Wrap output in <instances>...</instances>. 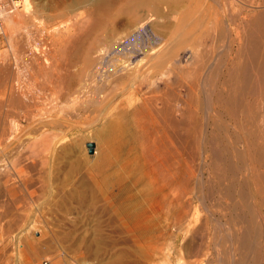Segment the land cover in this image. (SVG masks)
I'll list each match as a JSON object with an SVG mask.
<instances>
[{"label":"rangeland","instance_id":"obj_1","mask_svg":"<svg viewBox=\"0 0 264 264\" xmlns=\"http://www.w3.org/2000/svg\"><path fill=\"white\" fill-rule=\"evenodd\" d=\"M243 1L24 0V4L16 11L18 15H21L19 16V21L17 20V27H15L11 35L12 38L9 37V31L5 28V23L0 33V77H6L8 82L7 89L4 88L3 83L0 85V104L5 101L4 104L0 105V110L3 108L0 113L2 114L4 111L3 114L7 115L6 117L3 114L4 117L1 115L5 118L4 120L9 118L8 121H10L16 118L15 122L18 124V127L11 133L12 139H9L0 147V264H43L45 260L50 261L51 264H233V261L235 260L234 263L237 262V259L239 260L243 253L248 257V262L252 261L254 264H264V207L262 208L264 202L261 201L263 203L262 205L260 204V197L256 195L255 187L250 185L251 183L254 184V179L252 178L253 172L251 176L249 175L251 173L247 169L252 168V164L249 163L250 160H247L246 150L242 151V147L243 149H247L244 145H247V143L243 142V135H241L243 126L241 127L240 125L241 130L238 128V124H241L242 115L241 117H239L240 114L236 116L237 120L240 119V122L237 120V122H234L235 120H232L225 110H222L220 114V111L217 110V106H214V104L210 105L209 111L205 110L207 108L205 97H208L209 92L212 95L216 93L215 86H209V82L213 78L217 79L218 76L229 68L230 60L234 59V55L236 54L234 53L236 51L235 47L238 45L235 42L236 37H233V34L225 35V37L222 36L220 37L221 39L216 37L220 34V30H222L220 23L222 18L234 13L237 14L238 12L236 13V11H239L238 9L241 6H245V8L241 7L240 10L242 12L240 13L251 14L264 10V0H255L257 3L250 4L245 0ZM237 2L238 4L242 3L236 5ZM231 4L235 9L237 8L236 11H230V8L233 7ZM248 10L249 12L247 13ZM239 22V20L235 21V24H231V27L236 28L240 24ZM237 31H240V29H237ZM208 37L209 39H207ZM91 39L92 41H90ZM207 44H209V48L206 47ZM91 45L92 47H90ZM202 47L208 48L209 52L208 50H205V53L202 52L204 51ZM84 51L85 54L90 52L88 55L93 59H95L94 57L102 59L101 66H103V72L108 69L109 65H112L111 62L115 59L128 57L136 62L137 60L142 61V59L146 62L150 56L155 57L154 55H156L158 57L160 52V57L172 60L173 65L178 68V71H180V66L184 65L183 70H181L182 72L184 71L182 73V84H184V87H182L183 98L186 101L185 109L187 110L189 107L188 110L190 109L194 113V120H188L187 123L190 126L192 125L190 129L191 133L189 135L185 134L186 140L189 138L190 141H186L184 148V150L186 149L184 151L186 159H184L186 166L184 175L187 173V177L185 175L183 179L187 180L184 181L187 183L182 184V192L184 199L183 219L185 218L183 225H186L184 227L182 225V231L179 230L173 234H169V232L164 231L165 233H163V230H161L167 226L166 224L173 221L171 220L173 216L171 214L172 209H170L168 217L163 213L165 209L167 210L168 203L165 201L164 205L162 201L160 202V196L156 197V200L158 199L159 202L156 201L154 204H146V202L141 200L143 197H141L142 191L140 189H145L147 186V183H144L146 185L143 184V182H146V179L142 175L146 169V166L143 167L146 158L144 148H146L145 150L148 149V152L152 151L153 148H149L146 140L141 137V133L137 130L139 127V124L136 123L138 118L136 120L135 115L132 116L129 112V109L132 108L131 112L134 109L133 106L135 104L133 101H130L132 103L127 102L125 105L126 107L128 106V112H122L121 115L123 117L121 115L108 116L110 108L108 104H119L120 100H125L124 97L129 92L127 91L120 95L119 90L113 88L115 85L112 86V84H115V81L110 80V89L107 84L110 81L107 78L103 80L100 76L97 79L95 76L93 77L92 72L97 64L94 67H87V71L84 74L85 67L88 65L85 62L88 59H86ZM195 55H197V58H195ZM202 58L206 62L201 61ZM227 59L228 61H226ZM109 60L111 62H108ZM143 61L139 63V66L145 65V63L142 65ZM211 62H214L215 65L207 70ZM104 65L106 66L104 67ZM5 66L11 68L9 74L5 72ZM195 66L196 68L199 67L198 70ZM193 70L196 71V77L193 75ZM6 75H9L8 78L12 76L10 78L11 81L13 79L15 85L18 86L16 87L13 81L8 80ZM214 75L216 76L214 77ZM90 76L95 79V82H92L94 80ZM111 76H113L112 73ZM256 77H253L256 81L263 79L259 78L262 76L257 77L259 79ZM204 78H207L208 82L206 81V83L208 87L204 85L203 80H206ZM98 80L101 82H97ZM263 81L260 83V80V86L264 85ZM10 83H13V86L16 87H13L12 93L8 86ZM79 83L81 84L79 85ZM91 83L95 90H92ZM79 86H82L81 90L77 88ZM254 86L256 85L254 84ZM85 87L90 88L91 92L95 91L96 94L91 93L90 89L84 90L83 88ZM97 89L101 93L104 92L103 96L105 94L107 96L108 94V98L112 97H110L111 100H109L110 98L106 99L107 104L103 106L102 104L101 106L93 105L89 101L92 99L90 98L92 94L91 97L97 95ZM76 91L78 92L75 93ZM86 91H88V94ZM33 92V96L35 97L30 96ZM85 92L86 94L82 95L83 98L79 97ZM187 92L193 95L191 96ZM6 93H11L12 95ZM78 93L81 94L78 96ZM23 96L25 98H22ZM87 97L88 99H86ZM241 97L245 100H250L251 98L247 94ZM7 98H11V100ZM31 98H33V101L36 99L35 104L33 103L34 105L32 104L33 101L29 104L27 102V99L30 102ZM6 99L12 102L13 107ZM37 99L41 101L37 102ZM188 99H191V101ZM21 101H26L27 103ZM7 102L12 107L11 109ZM88 102H90V105L86 106ZM42 103L44 104L42 105ZM23 104H28L29 107H25ZM3 105H6L5 107L7 108ZM18 105L22 106L20 110ZM120 106L119 110L122 109V105ZM27 107L29 111L33 108L32 110L34 111L31 110L33 113H30L28 110L27 112L31 117V114H33L32 118L35 117L34 119L29 117L28 114L26 115L27 112L25 110L28 109ZM100 107H104L103 110ZM105 109L107 112H105ZM188 110L186 114L190 112ZM36 111L39 114L35 113ZM102 113H105L106 116ZM9 114L12 115V118H10ZM101 115L104 118L99 119ZM1 116L0 120H3ZM110 117L111 120L114 121L115 119V121H118L113 122L110 120L111 127L107 126L109 125L108 120ZM243 119L242 123L243 121L246 122L244 117ZM35 120L39 121V124ZM119 120L120 122L124 121L126 124L120 123ZM111 122L115 124H112V126ZM131 122L137 128L133 123L130 124ZM118 123L123 127H127L125 130H129L130 128L129 131L131 132L126 130L127 132L123 133ZM243 124H246L245 127L248 129L251 128L247 122ZM195 126L200 127L199 129L197 127L194 129L193 127ZM36 127L37 130L35 129ZM112 127H118L120 130ZM219 127L222 129H219ZM236 127L237 130L235 129ZM113 129L114 132L115 130L117 132H115V135ZM192 129L195 131L198 129L197 133ZM135 130L138 132L136 133ZM190 130L188 131L190 132ZM193 131L195 132L194 135H192ZM244 131L243 133H248ZM134 133L137 140L135 143L139 149H137L136 153L140 154L139 157L142 154L144 155L140 158H136L138 155L135 152H131L134 153V156L131 153H129L131 154L129 157L127 156V151H129L128 149L132 144L129 139ZM236 134L241 135H239L241 141L235 142L237 145L233 142L237 138L235 137ZM138 135L139 137H137ZM262 135L264 137V134ZM202 137L204 138L202 139ZM214 137L218 141L220 140L221 144L217 143L218 141H215ZM196 138L198 139L196 140ZM261 138L256 143L259 144L262 141V144H264V138ZM119 140L125 142L122 144V148H120L122 141ZM194 140L195 143H192ZM140 141L143 143L141 144ZM87 142L95 144L94 151L97 152L96 155L88 153ZM232 142L236 145V147L233 146L234 150ZM217 144H219L218 147L223 144L224 148L219 147L221 152L224 153L223 156L229 157V154H231L230 159L236 161V167L239 169L240 175H238V178L240 177L239 179L249 181L247 186L251 187L250 189L248 188L249 194H254L253 198L251 196H249L251 198L248 197L249 200L247 202L252 203L253 205L251 204L250 206L254 207V209L252 208L254 216L252 219H255L253 222L256 226V232L253 234H257L256 237L258 236V239L255 235L253 237L255 250H258L256 252L253 246V254L257 253L255 255L252 252H244V250L241 252L239 250L236 252V249L233 250L236 246L232 245L236 244L231 242V237L232 233L236 232L238 228V225H235L233 207H237V204L240 203L243 205H241L243 208L246 200H242L243 204L239 197H236L237 202L234 205L233 202L235 200L233 199V202L232 200L231 202L227 200L229 198H226L227 196H224L223 190L219 189L221 186L218 189L216 188L215 178L212 176L214 175L212 170L214 162L210 160V147ZM262 144L260 145L262 146ZM249 146L251 144L248 142ZM202 147L205 148L202 149ZM240 147L241 149H239ZM225 148H227V151ZM237 149H239V154L244 153L241 155L242 159L245 157L244 162L235 156V153L238 151ZM125 160L132 161V163H129V168H132H128V162ZM238 160L239 162H237ZM247 161H249V164ZM240 163H242V167L239 166ZM122 165L126 166L125 169H120V166L123 167ZM193 165L195 168L192 167ZM247 165H250V167ZM136 167L140 169H136ZM112 169L117 170L118 173ZM127 169H132L131 172L139 171L140 178L137 179L138 175H135L137 172L132 174L129 171L130 176L126 175L127 171L125 170ZM251 170L253 171V169ZM261 170H263V167L259 168V171ZM137 180L141 181L138 182L141 186L137 184ZM223 182L226 183V180ZM215 189L221 192L223 196L220 197V193L218 194ZM168 191L169 197L167 201L171 199L170 197L173 198L175 187L171 186L170 190H166V192ZM136 194L140 198H134L137 196ZM134 199H137L136 202ZM258 199L259 201H257ZM138 200L139 204L137 203ZM155 203L159 204L158 207L155 206ZM231 205L232 207H230ZM239 207L240 205H238ZM160 211L163 212L160 213ZM168 219L171 221L169 222ZM232 220L233 222H231ZM189 221L192 223L188 226ZM232 223L235 225L233 230L231 227ZM190 226L193 228L191 229ZM228 228L231 229V233H229L230 230ZM230 254L233 256L231 257ZM215 255H218V257ZM256 255L257 257H255ZM252 256L255 259H251Z\"/></svg>","mask_w":264,"mask_h":264},{"label":"bare ground","instance_id":"obj_2","mask_svg":"<svg viewBox=\"0 0 264 264\" xmlns=\"http://www.w3.org/2000/svg\"><path fill=\"white\" fill-rule=\"evenodd\" d=\"M139 1V0H138ZM235 1V0H234ZM238 1V0H237ZM241 1H243V0H241ZM246 2H248V4H250V3H254V2H256L255 0H245ZM136 2V1H135ZM231 3V2H230ZM242 2H240L239 4H241ZM243 3H244V1H243ZM257 3V2H256ZM24 4V0H22V2H21V6ZM139 4H141V3H139ZM144 4H145V2H144ZM203 4V3H202ZM229 4V3H228ZM233 4V3H232ZM231 4V5H232ZM238 4V2H237V4L236 5H239ZM244 4H246V3H244ZM259 4V3H258ZM257 4V5H258ZM235 5V6H236ZM243 5V4H242ZM252 5V4H251ZM255 5V4H254ZM138 6V5H137ZM141 6H143L142 4H141ZM140 6V7H141ZM146 6V5H145ZM229 7H230V5H228ZM233 6V5H232ZM241 6V5H240ZM249 6V5H248ZM247 6V7H248ZM136 7V6H135ZM134 7V8H135ZM234 7V6H233ZM232 7V8H233ZM237 7H239V6H237ZM242 8L244 7L245 8V6H241ZM241 7H240V9H241ZM250 8H251V6H249ZM137 8V7H136ZM139 8V7H138ZM232 8H230L231 10L230 11H233V10H235L236 11V9H235V7H234V9H232ZM249 8V9H250ZM240 9H238L239 11H236V13L237 14H233V15H230V16H224L223 18H222V20H221V27H222V30H220V34L218 35V36H216V37H222V36H224L225 37V35H234L233 37H236V41L235 42H237L236 44H238V45H236V47H235V49H236V51L234 52V53H236L234 56V59H232V60H230L231 61V63H230V65H229V68H225L226 69V71L223 73V74H221L220 76H218L217 77V79L215 80L214 78L209 82V86H212V85H214L215 86V89H216V93H215V95H212V93H210L209 92V95H208V97H205V103L207 104V108L205 109V110H207V111H209V107H210V105H212V104H214V106H217V110L218 111H220V114H221V111L223 110H225L226 112H227V115L230 117V118H232V120H235L234 122H237V121H239L240 122V119H238L237 120V117L236 116H238V114H240V116L239 117H241V115H242V117H241V119L242 120H244L243 119V117L245 118V120H246V122L248 123V124H250V126H251V128L250 129H248L247 127H245V125L243 124V123H246L245 121H243V123H242V120H241V124L239 123L238 124V128H240V130L242 129L241 127L243 126V129L241 130L242 131V133H241V135H243L242 136V138L244 139L243 140V142L245 141V143H247V145L246 144H244L245 145V147H247V149H243V147H242V151L244 150H246V153H247V155L246 156H248V159L247 160H250V162L249 161H247V163L249 162L250 164H252L251 165V167L252 168H249L250 170L251 169H253V171L251 170H249V169H247V171L248 172H250L251 174H249V175H251L252 176V172H253V176H252V178L254 179L253 181V183L254 184H250V185H253L254 187H255V192H256V195L257 196H259L260 197V201H259V199L257 200V201H259L260 202V204L262 205V203L264 202V144H262V141H261V143L259 142V144L258 143H256L257 142V140L258 139H260L261 138V136H262V138L261 139H263L264 137H263V135L262 134H264L263 132H264V85L263 86H260V83H262V81H263V79H264V10L263 11H260V12H254V13H251V14H246L245 12V14L244 13H240V12H242ZM18 9H16L14 12H12V13H10V14H7L6 16H5V18H4V20H3V25H2V30H3V26H4V23H5V28H7V30L9 31V37H11V35H12V33H13V31L15 30V27H17L16 25V23L19 21L18 19H19V16L21 15H18L17 14V11ZM134 10V9H133ZM244 11V10H243ZM23 12V11H22ZM99 12V11H98ZM131 12V11H130ZM249 12V10L247 11V13ZM231 13V12H230ZM96 19V18H95ZM18 20V21H17ZM237 20H239L240 22V24L236 27V28H232L231 26L233 25V23L235 22V21H237ZM95 23H97V22H95ZM99 24V23H98ZM232 24V25H231ZM235 24V23H234ZM100 25V24H99ZM226 25V26H225ZM7 26V27H6ZM180 28V27H179ZM218 28H220V27H218ZM91 29V28H90ZM181 29V28H180ZM183 29V28H182ZM237 29L239 30L240 29V31H237ZM2 30H1V32H2ZM212 30V29H211ZM17 32V31H16ZM93 32H95V31H93ZM97 33V32H96ZM211 34V33H210ZM103 35V34H102ZM208 35V34H207ZM217 35V34H216ZM211 36V35H210ZM213 36V35H212ZM177 37V36H176ZM230 37V36H229ZM12 38V37H11ZM82 38V37H81ZM94 38V37H93ZM178 38V37H177ZM94 39H96V38H94ZM207 39H209V37L207 38ZM221 39V38H220ZM225 40V39H224ZM90 41H92V39L90 40ZM95 41V40H94ZM172 41V40H171ZM10 42V41H9ZM175 42V41H174ZM207 42V41H206ZM227 42V41H226ZM23 43V42H22ZM27 43V42H26ZM173 43V42H172ZM171 43V44H172ZM89 44H93V43H89ZM209 44H210V42H209ZM209 44H207V46L206 47H208V45ZM201 45V44H200ZM205 45H206V43H205ZM88 46V45H87ZM198 46V45H197ZM225 46V45H224ZM20 47V46H19ZM89 47V46H88ZM90 47H92V45L90 46ZM95 47V46H94ZM200 47V46H199ZM147 48V47H146ZM201 48V47H200ZM203 49H204V51H202V52H204L205 53V50H208V52H209V47L208 48H204V47H202ZM224 48V47H223ZM221 49V48H220ZM230 49H232V48H230ZM86 50V49H85ZM87 50H88V48H87ZM160 50H162V49H160ZM195 51V50H194ZM198 51V50H197ZM93 52H95V51H93ZM99 52V51H98ZM97 52V53H98ZM101 52V51H100ZM145 52V51H144ZM87 53V52H86ZM90 52H88L87 54H85V51H84V55H85V57H86V59H88V61H85L86 62V65H84V66H86L85 68H86V70H84V74H85V71H87V67H94L96 64H97V66L95 67V69H94V71H93V69H92V76L94 77L95 76V78L97 79V77H101V79H103L104 80V78H107L109 81L110 80H112L113 82L115 81V84H112V86L113 85H115L113 88H115V89H118L119 90V93H120V95H122V94H124L125 92H129V93H127V96L126 97H124V99L125 100H123V101H121L120 100V102H119V104H114V105H110V103L108 104V107H110L109 108V112H108V116H113V115H121V113L122 112H124V113H126V112H128V106L126 107L125 105L127 104V102L128 103H132V102H130V101H133V103L135 104V106H133V111L131 112L130 110L132 109H129V112L132 114V116L133 115H135L134 117L136 118V120H137V118H138V120L136 121V123H138L139 125V129L136 127V123L134 124L133 122H131L130 124H132L133 123V125L137 128V130L139 131V133H141V137H143L145 140H146V142H147V144L149 145V148H153L152 149V151L149 153L148 152V149L147 150H145L146 148H144V146H143V148H144V152H145V160H144V166L143 167H145L146 166V169L143 171L144 172V174H142L143 175V177H144V179H146V182H143V184L144 183H147V186L145 187V189H143V188H141L140 189V191H142V196L141 197H143V198H141V200L143 201V202H146V204L147 203H151V204H154V202H156V201H158L159 202V200L157 199L156 200V197L157 196H160V202L162 201L163 203H164V205H165V201L168 203L167 205H168V208H167V210L165 209V211L163 212L164 214H166L165 216H169V212L171 211L170 209H172V216H173V218L171 219V220H173V221H171V220H169V222L170 223H168V224H166L167 226H165L164 228H162L161 230H163V233H165V232H169V234L170 233H174V232H176V231H179V230H181V228H182V225H183V221H184V219H183V192H182V186L185 184V183H187V182H184V181H187V180H184L183 179V177L187 174H185L184 175V171L186 172V170H184V169H186V166H185V155H184V151L186 150H184V148H185V143H186V141H188L189 140V138H188V140H186V135L185 134H190L191 133V127H192V125L190 126V124H188L187 122H188V120H194V113H192V111L189 109L188 110V108H187V110L188 111H190L189 113H187L186 114V107H185V102L186 101H184V98H183V92H182V87H184V84H182V82H183V79H182V77H183V72L181 71V70H183L182 68H184L183 66L181 67L180 66V71H178V68L177 67H175V65H173V63H172V60H169L168 58H163V57H160L161 56V52L158 54L157 52V54H158V57H156V55H154L155 57H152V56H150L148 59H147V61L145 62V61H143V57L145 56H143L141 59H142V61H143V63H142V65H144V63H145V65L144 66H139V63H141L142 61H138L137 60V62L136 61H134L133 59H131V58H128V57H122V58H118V59H115L114 60V58H112L114 61H108V62H111L112 63V65H109V64H106V65H109L107 68V70L105 71V72H103V66H101L102 65V59L100 58V59H98V58H96V57H94L95 59H93V58H91V56H89L88 54H89ZM197 53V52H196ZM203 53V54H204ZM98 54H100V53H98ZM151 54V53H150ZM184 54V53H183ZM203 54H202V56H203ZM84 55H83V57H84ZM182 55V54H181ZM194 55V54H193ZM95 56V55H94ZM163 56V55H162ZM197 55H195V58H197L196 57ZM82 57V58H83ZM84 57V58H85ZM102 57V56H101ZM90 58V59H89ZM193 58H194V56H193ZM198 58H200V57H198ZM203 58H205V57H203ZM203 58L201 59V61H203V62H206V61H204L203 60ZM228 58V57H227ZM81 59V58H80ZM85 59V60H86ZM146 59V58H145ZM181 59H183V58H181ZM215 59V58H214ZM83 60V59H82ZM81 60V61H82ZM140 60V59H139ZM197 60H199V59H197ZM226 61H228V59L226 60ZM229 61V62H230ZM3 62V61H2ZM83 62V61H82ZM184 62V61H183ZM194 62V61H193ZM202 62V63H203ZM84 63V62H83ZM105 63V62H104ZM107 63V62H106ZM180 63H181V61H180ZM207 63H208V61H207ZM205 64V63H204ZM15 65V64H14ZM106 65H104V67L106 66ZM195 65H197V64H195ZM209 65V64H208ZM213 65H215L214 64V62H211L210 63V66L209 67H207V70H209V69H211L212 67H213ZM178 66H179V63H178ZM200 66H202V65H200ZM1 67H2V65H1ZM6 67V66H5ZM4 67V68H5ZM14 67V66H13ZM101 67V68H100ZM198 67V66H197ZM203 67V66H202ZM216 67V66H215ZM84 68V67H83ZM195 68H196V66H195ZM194 68V70H198V68H196L195 69ZM224 68V67H223ZM6 69V71L4 70V69H2L3 71H5L7 74H9V70H11V68H9V66L8 67H6L5 68ZM17 69V68H16ZM89 69V68H88ZM106 69V68H105ZM200 69L201 70H203L201 67H200ZM213 69H215V68H213ZM217 69V68H216ZM0 70H1V68H0ZM45 70V69H44ZM43 70V71H44ZM81 70V69H80ZM193 70V71H194ZM196 70V71H197ZM200 70V71H201ZM89 71V70H88ZM196 71H194L192 74L194 75V77H196L197 76V74H195V72ZM214 71V70H213ZM192 72V71H191ZM14 73V72H13ZM87 73V72H86ZM111 73L113 74V76H111ZM199 73H201V72H199ZM206 74V73H205ZM215 74V73H214ZM259 74V75H258ZM90 75H91V73H90ZM200 75V74H199ZM199 75H198V77H199ZM2 76V75H1ZM7 76V75H6ZM9 76V75H8ZM8 76H7V78H8ZM216 75H214V77H215ZM254 76H257V77H259V76H262V77H259V78H263V79H260L261 80V82H260V80L259 81H256V79H253V77ZM12 77V76H11ZM11 77H9L8 78V80H10L11 81ZM16 77V76H15ZM80 77H82L81 75H80ZM85 77V76H84ZM83 77V78H84ZM91 77V76H90ZM113 77V78H112ZM189 77V76H188ZM204 77H206V76H204ZM213 77V76H212ZM256 77V78H257ZM2 77H0V85L3 83L4 85V88L5 89H7V79H6V77H4L3 76V78L6 80H4L3 78L1 79ZM88 78V77H87ZM92 78V77H91ZM91 78H89L90 80H91ZM111 78V79H110ZM211 78V77H210ZM210 78H208L209 80H210ZM259 78H257V79H259ZM74 79V78H73ZM81 79V78H80ZM93 79V78H92ZM189 79H191V78H189ZM198 79V78H197ZM204 79H206L205 81L203 80V82H204V85L205 86H207L208 87V85H207V83H206V81H207V78H204ZM18 80V79H17ZM20 80V79H19ZM86 80V79H85ZM94 81H92V82H95V79H93ZM193 80V79H192ZM196 80V79H195ZM194 80V81H195ZM256 82H255V81ZM12 81H13V83L15 82L13 79H12ZM11 81V82H12ZM90 81V82H91ZM28 82V81H27ZM86 82V81H85ZM90 82H87V83H90ZM97 82H101V81H97ZM96 82V83H97ZM208 82V81H207ZM258 82V83H257ZM260 82V83H259ZM13 83H10V85L8 84V86H9V90H10V92L11 91H13L14 90V88L13 87H15L16 85H15V83H14V85L15 86H13ZM17 83V82H16ZM21 83V82H20ZM82 83H84L83 81H82ZM111 84V81L110 82H108L107 84H108V87L110 88V84ZM194 83H198V82H194ZM259 84V86H257V84ZM6 84V85H5ZM81 83H79V85H80ZM92 84V83H91ZM102 84V83H101ZM254 84L257 86H254ZM263 84H264V81H263ZM24 85V84H23ZM185 85H187V84H185ZM18 86V85H17ZM16 86V87H17ZM83 86V85H82ZM82 86H79V87H77V88H81ZM86 86H87V84H86ZM90 86V85H89ZM95 86H97V85H95ZM99 86V85H98ZM190 86V85H189ZM15 87V88H16ZM20 88H21V86H19ZM30 87V86H29ZM63 87V86H62ZM73 87V86H72ZM193 87V86H192ZM91 88H92V90H95V89H93V84H92V86H91ZM98 88V87H97ZM187 88V87H186ZM191 88V87H190ZM18 89V88H17ZM16 89V90H17ZM32 89V88H31ZM79 89H77V90H79ZM82 89V88H81ZM80 89V90H81ZM84 90H88V89H90V88H83ZM99 89H100V87H99ZM99 89H97L96 90V92H97V95H94L93 97H91L90 96V98H92L91 100H89L90 102H92V104L93 105H100L101 106V104H102V106L104 105V104H107V101H106V99L108 98L107 96H108V94H107V96H103L102 94L104 93V92H100V90ZM111 89V88H110ZM2 90H3V88H2ZM19 90V89H18ZM21 91H23L22 89H20ZM79 90V91H80ZM113 90V89H112ZM112 90H111V92H112ZM191 90V89H190ZM189 90V91H190ZM8 91V90H7ZM30 91V90H29ZM108 91H110L109 89H108ZM214 91V90H213ZM1 92V91H0ZM9 92V91H8ZM15 92V91H14ZM78 91H76L75 93H77ZM82 92H84L83 90H82ZM87 92V94H88V91H86ZM86 92L85 93H78V96L79 97H82V95L83 94H86ZM90 92H91V89H90ZM111 92H109L110 94H111ZM116 92V91H115ZM191 92V91H190ZM12 93V92H11ZM11 93H6V94H8V95H10ZM20 93V92H19ZM91 93H95V91L93 92H91ZM113 93H114V90H113ZM113 93H112V95H113ZM117 93V92H116ZM116 93H115V95H116ZM188 93V92H187ZM205 93V92H204ZM29 94V93H28ZM33 94H34V92L33 93H31V97L33 96ZM96 94V93H95ZM109 94V95H110ZM188 94H190V93H188ZM206 94V93H205ZM211 94V95H210ZM246 94H247V96H249L250 95V100H245V99H242V97L241 96H246ZM12 95V94H11ZM74 95V94H73ZM119 95V94H118ZM191 95V94H190ZM193 95V94H192ZM191 95V96H192ZM18 96H19V94H18ZM17 96V97H18ZM75 96H76V94H75ZM74 96V97H75ZM89 96V95H88ZM117 96V95H116ZM116 96H115V98H116ZM6 97H8L7 95H6ZM12 97V96H11ZM15 97V96H14ZM33 97H35V96H33ZM37 97V96H36ZM47 97V96H46ZM69 97H71V96H69ZM111 97V96H110ZM109 97V98H110ZM114 97V96H113ZM16 98V97H15ZM15 98H13V99H15ZM22 98H25V96H23ZM41 98V97H40ZM83 98V97H82ZM108 98V99H109ZM112 98V97H111ZM111 98L109 99V100H111ZM244 98V97H243ZM249 98H246V99H249ZM8 100H11V98H7ZM6 99V100H7ZM17 99V98H16ZM19 99V98H18ZM29 100H30V98H28ZM27 99V102H28V104L29 103H31L33 100V98H31V101L29 102V100ZM61 99V98H60ZM71 99V98H70ZM75 100H76V98H74ZM81 99V98H80ZM86 99H88V97L86 98ZM1 100H3V99H1ZM5 100V99H4ZM7 100V101H8ZM35 100L36 99H34V101L32 102V104L35 102ZM38 100V99H37ZM44 100V99H43ZM83 100H85V99H83ZM82 100V101H83ZM114 100V99H113ZM116 100V99H115ZM187 100V99H186ZM189 100V99H188ZM245 100V101H244ZM13 101V100H12ZM19 101H20V99H19ZM39 101H41V100H38L37 102H39ZM73 101V100H72ZM80 101V100H79ZM189 101H191V99L189 100ZM1 102V101H0ZM9 102V101H8ZM7 102V103H8ZM15 102V101H14ZM21 102H26V101H21ZM26 102V103H27ZM90 102H88L87 103V105L86 106H88V105H90ZM110 102V101H109ZM194 102V101H193ZM3 103V102H2ZM1 103V104H2ZM4 103H5V101H4ZM3 103V104H4ZM10 103V105H12V102H9ZM9 103H8V105H9ZM63 103V102H62ZM74 103V102H73ZM112 103V102H111ZM189 103V102H188ZM0 104V105H1ZM14 104V103H13ZM22 104V103H21ZM28 104H23L25 107L26 106H28ZM35 104V103H34ZM33 104V105H34ZM44 103H42V105H43ZM51 104V103H50ZM49 104V105H50ZM195 104V103H194ZM9 105V106H10ZM17 105V104H16ZM33 105H31V107L33 106ZM41 105V106H42ZM46 105V104H45ZM83 105H84V102H83ZM110 105V106H109ZM115 105H117L116 107H115ZM120 105H122V109L121 110H119L118 108H119V106ZM192 105V104H191ZM4 107L6 106V105H3ZM19 106V105H18ZM17 106V107H18ZM38 106V105H37ZM66 106V105H65ZM12 107H13V105H12ZM11 106H10V109L12 108ZM20 107H22V106H19L18 108H19V110H20ZM29 107V106H28ZM27 107V108H28ZM35 107H36V105H35ZM51 107V106H50ZM92 107V106H91ZM105 107H107V106H105ZM108 107L106 108V109H108ZM121 107V106H120ZM5 108H7V107H5ZM4 108V109H5ZM17 108V109H18ZM33 108H34V106H33ZM33 108H31L30 109V111H29V108L28 109H26V108H24V109H26L25 111L27 112V110L31 113L32 111H34V110H32ZM48 108V107H47ZM69 108V107H68ZM90 108V107H89ZM101 108V107H100ZM103 108L104 107H102L101 109L103 110ZM199 108V107H198ZM3 109V108H2ZM1 109V110H2ZM22 109V108H21ZM39 109V108H38ZM92 109H93V107H92ZM95 109H97V108H95ZM101 109H100V111H101ZM106 109H105V112H107L106 111ZM0 110V111H1ZM8 110V109H7ZM6 110V111H7ZM32 110V111H31ZM204 110V109H203ZM204 110V111H205ZM13 111H15V110H13ZM55 111V110H54ZM100 111H99V113H100ZM18 112V111H17ZM23 112V111H22ZM49 112V111H48ZM97 112V111H96ZM95 112V113H96ZM206 112V111H205ZM3 113H4V111H3ZM2 113V114H3ZM5 113H7V112H5ZM33 113V112H32ZM35 113H37V114H39L38 113V111H36ZM35 113H34V115H35ZM41 113V112H40ZM45 113H47V112H45ZM60 113V112H59ZM89 113V112H88ZM208 113V112H207ZM206 113V114H207ZM217 113H219V112H217ZM224 113V112H223ZM1 113H0V116L2 115ZM11 114V113H10ZM9 114V116H10V118H12L11 116L12 115H10ZM15 114H16V112H15ZM14 114V115H15ZM29 115V117H31L30 116V114L27 112L26 113V115ZM36 114V115H37ZM101 114V113H100ZM103 114V113H102ZM4 115V114H3ZM2 115V116H3ZM21 115V114H20ZM32 115V117H33V114H31ZM104 116H106L105 115V113L103 114ZM138 115V116H137ZM231 115V116H230ZM1 116V119L5 116H7V115H4L3 117ZM25 116V115H24ZM122 116V115H121ZM120 116V117H121ZM221 116V115H220ZM31 117V118H32ZM37 117V116H36ZM123 117V116H122ZM196 117V116H195ZM28 118V117H27ZM35 118V117H34ZM34 118H32V119H34ZM102 119V118H104L102 115H101V117H99V119ZM133 118V117H132ZM5 118H3V120H0V147L4 144V143H6L9 139H12V135H11V133L18 127V124L15 122V119L13 120V119H11L10 121H8V119L9 118H7L6 120H4ZM21 119V118H20ZM40 119V118H39ZM196 119H197V117H196ZM110 120H111V117L109 118V120H108V123H109V125H107V126H110ZM117 120H118V118H117ZM126 120V119H125ZM133 120H134V118H133ZM187 120V121H186ZM231 120V121H232ZM237 120V121H236ZM17 121V120H16ZM36 121V120H35ZM34 121V122H35ZM99 121V120H98ZM111 121H113V120H111ZM37 122V121H36ZM39 122V121H38ZM37 122V124H39ZM113 122H118V121H115V119H114V121ZM113 122H111V125L112 124H115V123H113ZM119 122H120V120H119ZM123 122V124L125 125L126 123H124V121H121L120 123H122ZM127 122V121H126ZM193 122H195V121H193ZM206 122V121H205ZM220 122V121H219ZM234 122H232V123H234ZM30 123V122H29ZM186 123L188 124V127H187V125H186ZM221 123V122H220ZM219 123V124H220ZM228 123V122H227ZM41 124H42V122H41ZM40 124V125H41ZM53 124V123H52ZM105 124H107V123H105ZM119 124V123H118ZM195 124V123H194ZM226 124V123H225ZM243 124V125H242ZM39 125V126H40ZM120 125V124H119ZM118 125V126H119ZM197 125V124H196ZM216 125V124H215ZM224 125V124H223ZM236 125V124H235ZM240 125H241V127H240ZM113 126V125H112ZM128 126V125H127ZM132 126V125H131ZM220 126H221V124H220ZM232 126H234L233 124H232ZM248 126V125H247ZM41 127V126H40ZM111 127V126H110ZM196 127L199 129V127L198 126H195V127H193L194 129H196ZM203 127V126H202ZM245 127V128H244ZM109 128V127H108ZM112 128H118V127H112ZM111 128V129H112ZM125 128H127V127H123V126H121L120 125V129L123 131V133L126 131V130H128V129H126L125 130ZM129 128V127H128ZM217 128V127H216ZM36 130H37V127L35 128ZM119 128H118V130H120ZM194 129H192V130H194ZM197 129V130H198ZM203 129V128H202ZM218 129V128H217ZM219 129H222V128H220L219 127ZM231 129V128H230ZM236 130H237V127L235 128ZM110 130V129H109ZM129 130H130V128H129ZM128 130V131H129ZM188 130H190V132L188 131ZM196 130V131H197ZM216 130V129H215ZM214 130V131H215ZM226 130V129H225ZM244 130H246L248 133H243V131ZM136 131V130H135ZM138 131H136V133L138 132ZM195 131V130H194ZM193 131V133H192V135H194V133L196 132H194ZM223 131H224V129H223ZM246 131H244V132H246ZM115 132H116V130H115ZM115 132H114V129H113V133H114V135H115ZM127 132V131H126ZM125 132V133H126ZM129 132H131V131H129ZM226 132H227V130H226ZM239 133H240V131H238ZM112 133V132H111ZM117 133V132H116ZM120 133V132H119ZM197 133V132H196ZM228 133V132H227ZM17 134H18V132H17ZM128 134V133H127ZM229 134V133H228ZM233 134H235V133H233ZM232 134V135H233ZM134 135H135V133H134ZM132 136L131 135V137H130V139L129 140H131V142H132V144H131V146L129 147V151H127L128 153H127V156L129 157V155H131V154H133V156H134V153H131V152H135V154H137L136 152L139 150L138 148H137V145H136V143H135V141H137L136 139H135V137H136V135L135 136ZM196 135V134H195ZM199 135V134H198ZM197 135V136H198ZM215 135H216V133H215ZM218 135V134H217ZM231 135V136H232ZM237 135V134H236ZM235 135V137H237L236 139H235V141H233L234 143L235 142H237V141H241L240 140V137H239V135L240 134H238L237 136ZM240 135V136H241ZM120 136L122 137V135H121V133H120ZM200 136H203V135H200ZM205 136H206V134H205ZM230 136V135H229ZM118 137H119V135H118ZM137 137H139V135L137 136ZM211 137V136H210ZM215 137H218V136H215ZM214 137V138H215ZM220 137V136H219ZM235 137H232V138H235ZM246 137V138H245ZM193 138V137H192ZM204 137H202V139H203ZM227 138H228V136H227ZM16 139H18V138H16ZM126 139V138H125ZM143 139V140H144ZM194 139H195V137H194ZM198 138H196V140H197ZM206 139V138H205ZM211 139V138H210ZM213 139V138H212ZM216 139V140H215ZM214 140L215 141H218L217 140V138H215ZM221 139V138H220ZM139 140V139H138ZM142 140V141H143ZM208 140V139H207ZM232 140V139H231ZM119 141H122V143H121V147L120 148H122V144L123 143H125V142H123V140H119ZM190 141V140H189ZM199 141V140H198ZM210 141V140H209ZM212 141V140H211ZM227 141V140H226ZM258 141H260V140H258ZM130 142V143H131ZM201 142H202V140H201ZM206 142V141H205ZM214 142V141H213ZM232 142V143H233ZM248 142H249V144H251V146H249L248 147ZM14 143V142H13ZM133 143H134V145H133ZM140 143H141V141H140ZM139 143V144H140ZM143 143V142H142ZM141 143V144H142ZM192 143H195V140L192 142ZM203 143H204V141H203ZM217 143H219V144H221L220 143V140L217 142ZM233 143V144H234ZM241 143V142H240ZM239 143V144H240ZM263 143H264V141H263ZM208 144V143H207ZM210 144H212V143H210ZM209 144V145H210ZM219 144H217V145H214V146H212V147H210V156H211V161L212 162H214V164H213V166H212V170H213V173H214V175H212V176H214V178H215V183H216V185H217V189L221 186V188H219L221 191L223 190V194H224V196H227L226 198H229V199H227V200H230V202H231V200H232V202H233V199L235 200L234 202H233V204L235 205V202H237L236 201V197H239V199L241 200V202H243L242 200H246V204L244 205V207L242 208L241 207V205L242 204H237V207L235 206V207H233V213L235 214V218H234V220L236 221L235 222V225H238L237 227V231L236 232H233L232 233V237H231V242L233 243V244H236V245H232V246H236V248H233V250L234 249H236V252H237V250H239L240 252L242 251V250H244V252L246 251V252H248V253H250V252H252L253 251V246L255 245V243H254V241H253V237H254V235H255V237H256V235L257 234H253L254 232H256V226L254 225V222L253 221H255V219H252L254 216H253V209H254V207L252 206H250L251 204L250 203H248L247 202V200H249L248 199V197L249 196H253L252 194L250 195L249 194V191H248V188L249 187H247L248 186V184H249V181L247 182V180L246 179H239L238 178V175H240L239 174V169L236 167V161H232V159H230V155L231 154H229V157H227V156H223L224 155V153H222L221 152V147L222 148H224L222 145L221 146H219L218 147V145ZM236 144V143H235ZM232 145V147L234 146V147H236V145ZM242 144V143H241ZM260 144H262V146L260 145ZM120 145V144H119ZM133 145V146H132ZM146 145V144H145ZM187 145V144H186ZM195 145V144H194ZM193 145V146H194ZM202 145V144H201ZM204 145V144H203ZM208 145V146H209ZM230 145V144H229ZM140 146V145H139ZM147 146V145H146ZM145 146V147H146ZM191 146V145H190ZM192 146V147H193ZM205 146V145H204ZM11 147V146H10ZM142 147V146H141ZM187 147V146H186ZM226 147V146H225ZM234 147H233V150H234ZM117 148V147H116ZM119 148V149H120ZM124 148V147H123ZM147 148H148V146H147ZM191 148V147H190ZM205 148V147H204ZM203 147H202V149H204ZM229 148V147H228ZM95 149V148H94ZM118 149V148H117ZM138 149V150H137ZM188 149V148H187ZM199 149V148H198ZM226 149V151H227V148H225ZM230 149H231V147H230ZM229 149V150H230ZM239 149H241V147L239 148ZM239 149H237L238 151L236 152V150H235V156L236 157H238V158H240V159H242V154H244V153H242V154H239L240 152H239ZM36 150V149H35ZM189 150V149H188ZM195 150V149H194ZM206 150V149H205ZM204 150V151H205ZM141 151V150H140ZM139 151V152H140ZM147 151V152H146ZM190 151H191V149H190ZM209 151V150H208ZM232 151V150H231ZM241 151V150H240ZM241 151V152H242ZM198 152V151H197ZM224 152V151H223ZM239 152V153H238ZM96 151H94V155H96ZM123 153V152H122ZM126 153V152H125ZM129 153H131V154H129ZM226 153V152H225ZM228 153H229V151H228ZM233 153V152H232ZM245 153V154H246ZM92 154V155H93ZM119 154V153H118ZM38 155V154H37ZM138 155V154H137ZM140 155V154H139ZM139 155L138 156H136V158L137 157H139ZM143 155V154H142ZM142 155L140 156V157H142ZM198 155V154H197ZM233 155V154H232ZM125 156V155H124ZM126 156V157H127ZM144 156V155H143ZM191 156V155H190ZM195 156V155H194ZM1 157V156H0ZM6 157V156H5ZM128 157H127V159H128ZM139 157V158H140ZM234 157V156H233ZM31 158V157H30ZM125 158V157H124ZM245 157H243V159H244ZM1 159V158H0ZM18 159V158H17ZM116 159H118V158H116ZM133 159H134V157H133ZM185 159V160H184ZM209 159V158H208ZM237 159V158H236ZM235 159V160H236ZM239 159V160H240ZM241 160V161H245V159L244 160ZM19 160V159H18ZM129 160V159H128ZM131 160V159H130ZM209 160V161H210ZM239 160L237 161V162H239ZM124 161V160H123ZM126 161V160H125ZM141 161H142V159H141ZM192 161V160H191ZM240 161V162H241ZM126 162H128L127 164H128V168H129V163L131 162L132 163V161H126ZM125 162V163H126ZM137 162V161H136ZM143 162V161H142ZM242 162V163H243ZM20 163V162H19ZM140 163V162H139ZM242 163H240V167H242ZM248 163V164H249ZM126 164V165H127ZM188 164V163H187ZM210 164H211V162H210ZM123 165H124V163H123ZM122 165V166H123ZM138 165V164H137ZM244 165H245V163H244ZM117 166V165H116ZM119 166V165H118ZM136 166V165H135ZM189 166H190V164H189ZM247 166H249L250 167V165H247ZM246 166V167H247ZM125 167L126 166H123V167H121L120 166V169L121 168H123V169H125ZM193 168H195V166L193 165L192 166ZM260 167H263V170H261V171H259V168ZM130 168H132V167H130ZM129 168V169H130ZM134 168V167H133ZM137 168H139V167H136V169ZM115 169H117V168H115ZM122 169V170H123ZM140 169V168H139ZM210 169H211V167H210ZM244 169H246L245 167H244ZM113 170V169H112ZM194 170V169H193ZM114 172H117V170L115 171V170H113ZM125 171H127L126 173V175H129V171L131 172L132 171V169L131 170H125ZM134 171V170H133ZM137 172V170L135 171V172H131L132 174L133 173H136ZM140 172H142L141 170H140ZM242 172H243V170H242ZM113 173V172H112ZM118 173V172H117ZM212 173V172H211ZM212 173V174H213ZM247 173V172H246ZM121 174H122V172H121ZM141 174V173H140ZM6 175V174H5ZM4 175V176H5ZM113 175V174H112ZM135 175H138L137 176V179L138 178H140V176H139V171L137 172V174H135ZM7 176V175H6ZM5 176V177H6ZM116 176V175H115ZM130 176V175H129ZM128 176V177H129ZM132 176V175H131ZM118 177H120V176H118ZM133 177V176H132ZM186 177H187V175H186ZM247 177V176H246ZM8 178V177H7ZM6 178V179H7ZM135 178V177H134ZM141 178H142V176H141ZM241 178H243V176H241ZM5 179V180H6ZM143 179V180H144ZM187 179V178H186ZM141 180V179H140ZM138 181L137 180V184H138V182H141V181ZM189 180V179H188ZM224 180H226V183H224L223 181ZM249 180V179H248ZM9 181V180H8ZM195 181V180H194ZM213 181V182H214ZM4 182V181H3ZM184 182V183H183ZM6 183V182H5ZM183 184V185H182ZM4 185V184H3ZM138 185H140L141 186V184H138ZM144 185H146V184H144ZM143 185V186H144ZM171 186H174L175 187V192H174V195H173V198L172 197H170L171 199L169 200V201H167V199H168V197H169V191L168 192H166V190H170V188H171ZM170 187V188H169ZM214 187V186H213ZM173 188V187H172ZM251 188V187H250ZM249 188V189H250ZM208 189V188H207ZM144 190V191H143ZM172 190V189H171ZM215 191L216 192H218V190H216L215 189ZM139 192V191H138ZM171 192V191H170ZM140 193V192H139ZM172 193V192H171ZM211 193V192H210ZM220 193V197L221 196H223V195H221L222 193L221 192H218V194ZM138 194V193H137ZM136 194V195H137ZM173 194V193H172ZM211 194H213V193H211ZM216 194V193H215ZM133 196V195H132ZM135 196V195H134ZM213 196V195H212ZM140 198V197H138V195L137 196H135L134 198ZM217 197H218V195H217ZM220 197H218V198H220ZM251 197H249V198H251ZM253 198V197H252ZM254 198H255V196H254ZM223 199H225V198H223ZM135 200V202H136V200L137 199H134ZM141 200H140V202H141ZM220 200V199H219ZM261 201H263L262 203H261ZM229 202V201H228ZM138 204H139V200H138V202H137ZM257 203V202H256ZM137 204V205H138ZM141 204H142V202H141ZM243 204H244V202H243ZM159 205V204H158ZM158 205H157V203H155V206H157L158 207ZM227 205V204H226ZM233 205V206H234ZM238 205H240V207L242 208H240V210H238L239 208H238ZM253 205V204H252ZM259 205V204H258ZM264 205V204H263ZM262 205V208L264 207ZM138 206H140V205H138ZM243 206V205H242ZM256 206V205H255ZM148 207H150V206H148ZM152 208H153V206H151ZM160 207V206H159ZM227 207V206H226ZM230 207H232V205L230 206ZM155 208V207H154ZM229 208V207H228ZM253 208V209H252ZM151 209V208H150ZM185 209V208H184ZM222 209V208H221ZM227 209V208H226ZM261 209V208H260ZM264 209V208H263ZM155 210H156V208H155ZM160 210V209H159ZM162 210V209H161ZM231 210V209H230ZM161 211H160V213H162ZM227 213H228V210H227ZM254 213H255V210H254ZM261 213V212H260ZM155 214V213H154ZM229 215V214H228ZM255 215V214H254ZM164 216V217H165ZM225 216V215H224ZM255 216H257V215H255ZM166 217V218H167ZM171 217V216H170ZM186 217V216H185ZM189 217V216H188ZM258 217V216H257ZM262 217V216H261ZM264 217V216H263ZM187 218V217H186ZM193 219V218H192ZM233 219V218H232ZM263 219V218H262ZM231 220V219H230ZM188 222V221H187ZM231 222H233V220L231 221ZM192 222H190L189 221V223H188V226L191 224ZM264 223V222H263ZM186 224H184L183 225V227L185 226ZM195 225V224H194ZM193 225V226H194ZM213 225V224H212ZM218 225V224H217ZM235 225H233V223H232V230H233V227L235 226ZM239 225H242V226H240L239 227ZM214 226V225H213ZM259 227V226H258ZM257 227V228H258ZM188 228V227H187ZM187 228H186V230H187ZM190 228L192 229L193 227H191L190 226ZM194 228H195V226H194ZM203 228V227H202ZM201 228V229H202ZM223 228V227H222ZM184 229V228H183ZM207 229V228H206ZM225 229V228H224ZM229 229V228H228ZM235 229V228H234ZM264 229V228H263ZM158 230H160V229H158ZM157 230V231H158ZM185 230V229H184ZM183 230V231H184ZM188 230H189V228H188ZM187 230V231H188ZM200 230V229H199ZM203 230H204V228H203ZM230 230V232L229 233H231V229H229ZM165 231V232H164ZM182 231V230H181ZM191 231H193V230H191ZM200 231H202V230H200ZM213 231V230H212ZM225 231V230H224ZM160 232V231H159ZM219 232V231H218ZM186 233V232H185ZM188 233H189V231H188ZM214 233V232H213ZM216 233V232H215ZM228 233V234H229ZM262 233V232H261ZM260 233V234H261ZM227 234V235H228ZM204 236V235H203ZM223 236V235H222ZM258 237V236H257ZM256 237V238H257ZM206 238V237H205ZM204 238V239H205ZM224 238V237H223ZM255 238V239H256ZM260 238V237H259ZM214 239V238H213ZM226 239H227V237H226ZM225 239V240H226ZM229 239H230V236H229ZM258 239V238H257ZM256 239V240H257ZM207 240V239H206ZM215 240V239H214ZM217 240V239H216ZM213 243H214V241H213ZM225 243V242H224ZM223 243V244H224ZM202 244H203V242H202ZM207 244V243H206ZM205 244V245H206ZM216 244H217V242H216ZM228 244H229V242H228ZM201 245V244H200ZM204 245V246H205ZM215 245V244H214ZM221 245V244H220ZM256 245H257V243H256ZM259 245V244H258ZM199 246V245H198ZM223 246H225V245H223ZM255 247V246H254ZM201 248V247H200ZM199 248V249H200ZM258 248V247H257ZM223 249V248H222ZM256 249V247L254 248V250ZM229 250V249H228ZM263 250V249H262ZM262 250H261V252H262ZM224 251V250H223ZM227 251V250H226ZM256 251V250H255ZM258 251V250H257ZM256 251V252H257ZM235 252V251H234ZM235 252V253H236ZM254 252V251H253ZM253 252H252V254H253ZM255 252V254H257ZM225 254V253H224ZM255 254H253V255H255ZM231 255V257L233 256L232 254H230ZM238 255V254H237ZM216 256V255H215ZM247 256H248V254H247ZM259 256V255H258ZM216 257H218V255L216 256ZM230 257V258H231ZM255 257H257V255L255 256ZM255 257L254 256H252L251 257V259L252 258H254L255 259ZM260 257V256H259ZM235 258V257H234ZM230 260V259H229ZM219 261V260H218ZM228 261V260H227ZM235 261V260H234ZM234 261H233V264H254V262L252 263V261H250V262H248V257H246V255H244V253L242 254V256H240V258H239V260L237 259V262H235L234 263ZM254 261H257V260H254ZM230 262H231V260H230ZM203 263V262H202ZM226 263V262H225ZM230 264V263H229Z\"/></svg>","mask_w":264,"mask_h":264},{"label":"built area","instance_id":"obj_3","mask_svg":"<svg viewBox=\"0 0 264 264\" xmlns=\"http://www.w3.org/2000/svg\"><path fill=\"white\" fill-rule=\"evenodd\" d=\"M21 2L22 0H0V33L5 16L18 9L21 6ZM43 264H51V262L45 260Z\"/></svg>","mask_w":264,"mask_h":264},{"label":"water","instance_id":"obj_4","mask_svg":"<svg viewBox=\"0 0 264 264\" xmlns=\"http://www.w3.org/2000/svg\"><path fill=\"white\" fill-rule=\"evenodd\" d=\"M86 146H87V149H88V153L89 154H93L94 153L95 144L93 142H87Z\"/></svg>","mask_w":264,"mask_h":264}]
</instances>
